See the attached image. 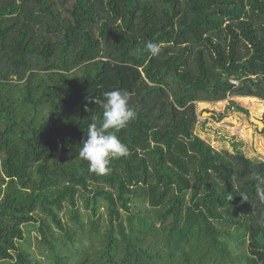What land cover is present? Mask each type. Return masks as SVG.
<instances>
[{"label":"trees","instance_id":"16d2710c","mask_svg":"<svg viewBox=\"0 0 264 264\" xmlns=\"http://www.w3.org/2000/svg\"><path fill=\"white\" fill-rule=\"evenodd\" d=\"M111 90L137 115L97 175ZM233 96L264 101V0H0V263L264 264V160L195 132Z\"/></svg>","mask_w":264,"mask_h":264},{"label":"rangeland","instance_id":"374dc122","mask_svg":"<svg viewBox=\"0 0 264 264\" xmlns=\"http://www.w3.org/2000/svg\"><path fill=\"white\" fill-rule=\"evenodd\" d=\"M232 100H236L248 112H242L235 105L230 106ZM197 109L200 122L195 132L200 137L216 149L235 151L238 148L250 158L264 160V127L259 129L251 118L252 116L263 118V100L253 99L250 96H233L219 102H198ZM32 248L38 256L42 254L35 242Z\"/></svg>","mask_w":264,"mask_h":264},{"label":"clouds","instance_id":"9594fccd","mask_svg":"<svg viewBox=\"0 0 264 264\" xmlns=\"http://www.w3.org/2000/svg\"><path fill=\"white\" fill-rule=\"evenodd\" d=\"M144 51L152 56L160 54V46L154 42H147ZM104 109L99 124L90 123L85 130L83 146L79 150V157L88 162V171L97 175H105L110 171L112 160L126 156L127 146L121 141L117 133L136 118V111L130 106L129 93L122 90H111L104 93V99L98 101ZM50 115V114H49ZM258 183H264V177L256 178ZM260 200L264 201V190L258 191ZM245 200H248L244 196ZM264 223V220L261 221Z\"/></svg>","mask_w":264,"mask_h":264},{"label":"water","instance_id":"95a60500","mask_svg":"<svg viewBox=\"0 0 264 264\" xmlns=\"http://www.w3.org/2000/svg\"><path fill=\"white\" fill-rule=\"evenodd\" d=\"M208 113V112H207ZM252 120L258 125V128L261 129L264 127V121L262 119H259L257 117L252 116Z\"/></svg>","mask_w":264,"mask_h":264},{"label":"built area","instance_id":"2783aa9c","mask_svg":"<svg viewBox=\"0 0 264 264\" xmlns=\"http://www.w3.org/2000/svg\"><path fill=\"white\" fill-rule=\"evenodd\" d=\"M232 81L236 82L235 80H232Z\"/></svg>","mask_w":264,"mask_h":264}]
</instances>
